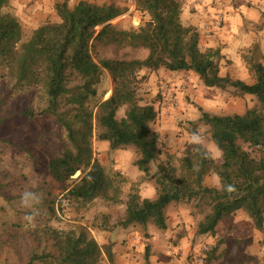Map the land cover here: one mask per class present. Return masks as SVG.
<instances>
[{
  "label": "trees",
  "instance_id": "trees-1",
  "mask_svg": "<svg viewBox=\"0 0 264 264\" xmlns=\"http://www.w3.org/2000/svg\"><path fill=\"white\" fill-rule=\"evenodd\" d=\"M134 3L140 23L118 28L112 19L124 10L113 1L79 0L72 6L66 0L56 2L58 19L45 18L22 41L20 23L3 11L8 0H0V81L8 85L0 95V105L12 94L32 93L31 103L13 114L28 123L24 135L15 142L0 139V245L18 257L27 246L18 262L6 260L4 264H98L104 255L111 259L110 246L98 244L89 226L47 223L49 214L60 220L56 210L63 212L70 203L84 207L96 198L124 205L118 221L123 227L149 224L165 229L166 206L191 203L201 214L195 235L214 236L220 221L243 210L264 237V64L252 48L242 57L253 81L221 75L219 48H200L197 27L182 21L181 0ZM98 45H108L117 54L125 49L145 54H116L96 61L92 51ZM160 68L191 71L204 86L250 94L257 105L224 114L199 108L198 121L208 127L211 141L223 150L222 157L202 159L186 143L178 163L168 154L150 174L154 197H141L132 188L122 198L123 177L105 171L94 156L92 143L106 141L110 150L133 146L134 165L150 173V164L161 154L158 133L152 128L158 109L155 98L142 97L139 90L147 73ZM105 74L111 83L107 96L97 87ZM122 106L125 109L118 118ZM27 161L31 172H43L65 183L58 197H43L38 207H46L47 213L40 211L32 222L24 218L31 210L21 206V194L29 190L42 193L44 188L23 189L21 182L31 176L27 172L10 175ZM211 173L222 177L225 184H234L237 191L228 194L217 185L206 184L204 176ZM4 187L9 188V195ZM183 235L178 233L177 238ZM204 256L212 258L214 252L206 251Z\"/></svg>",
  "mask_w": 264,
  "mask_h": 264
},
{
  "label": "rangeland",
  "instance_id": "rangeland-1",
  "mask_svg": "<svg viewBox=\"0 0 264 264\" xmlns=\"http://www.w3.org/2000/svg\"><path fill=\"white\" fill-rule=\"evenodd\" d=\"M26 2L27 0H8L6 7H3L4 12L11 13L20 23L22 41L30 34L32 27L42 21V14H36L31 18L34 21L30 22L29 18H24L26 20L22 18L23 12H26L24 11ZM127 3L118 1V5H122L120 7L125 9L123 13L112 19L118 28L133 27L141 21V14L138 11L126 12L129 5ZM216 3L220 7L215 6L213 15L196 24L198 29H201L199 46L201 49L219 48L221 75L228 74L233 78L251 82L253 76L248 71V64L242 55L253 48L257 52V60L264 64V0H218ZM54 15L49 13L47 18L55 20ZM230 15L232 20L229 21ZM125 52L128 55H124ZM116 54L108 45H98L96 50L92 51L96 61ZM144 54V51L131 52L125 49L117 56L142 57ZM7 87L6 82L0 81V95L7 90ZM97 87L99 91H105V96L109 94L111 83L108 74L103 76ZM139 93L145 98L154 97V105L158 109V118L152 124V128L158 133L161 154L150 164V173L144 174L134 165L136 154L133 146L110 150L106 141L93 140L92 143L94 156L105 171L109 175L117 173L123 177L120 184L122 198L132 188L141 197L153 193L155 196L154 181L150 174L155 170L156 164L164 160L168 154L172 162L178 163V158L184 152L188 133L201 131L211 141L208 127L198 121L199 108L210 113L224 114L243 112L246 108L257 105L255 98L250 94L236 95L229 88L222 90L206 87L191 71H168L163 68L147 73V79L141 85ZM10 96L4 105H0V118H2L0 139L15 142L24 135L28 123L21 119V115L13 116V114L20 113L31 103L32 93L26 91ZM124 109L123 106L118 109L116 113L118 118L123 115ZM19 171L31 175L28 182H21L23 189L42 186L43 197L46 198L58 197L65 186V183H59L43 172L37 171L36 174L31 172L29 161L21 170H11L10 175H18ZM204 182L208 185H216V176L213 173L207 174L204 176ZM5 189L8 192L9 188ZM15 190L21 191L18 187ZM40 211L45 214L47 208L44 207ZM123 212V204L105 198H96L84 207L70 203L65 206L63 212L56 210L60 220L49 214L47 223L59 227L80 223L89 226L88 231L98 244L109 245L112 249L117 242L118 247L113 255V261L104 255L98 264H109V262L110 264H151L148 260L146 263L144 257L146 246L148 256H157L158 260L163 257L169 264H264L263 234L254 228L243 210H237L230 217L220 221L215 236L194 234L201 214L191 203H169L164 210L167 225L165 229H158L149 224L145 228L139 224L126 227L118 225ZM178 233H183L186 237L179 241L177 249H173V239ZM111 235L115 239L112 242ZM24 249L20 251L22 252L20 257L25 255ZM206 251L214 252V256L205 258ZM118 255H122L124 259L118 258L115 262L114 258L119 257ZM20 257L0 245V264H4L6 260L8 263H16Z\"/></svg>",
  "mask_w": 264,
  "mask_h": 264
},
{
  "label": "crops",
  "instance_id": "crops-1",
  "mask_svg": "<svg viewBox=\"0 0 264 264\" xmlns=\"http://www.w3.org/2000/svg\"><path fill=\"white\" fill-rule=\"evenodd\" d=\"M61 1H63V0H27L26 6H25L26 9L24 10L26 12H23V17L22 18L23 19L24 18H26V19L29 18V22H30V21H34V19H31V18H33V16H35L36 14H42V21H43L45 18H47V15L49 13H52V14L54 13L55 14L54 4L56 2H61ZM66 1H67V4L69 6H72L73 4H75L79 0H66ZM86 1L95 2V3H98V4H100L102 2H106V1L115 2V0H86ZM118 1H120V0H117V2H115L116 5H118ZM121 1L124 4L127 3V2L129 3L128 8L126 9L127 13L131 12L132 10H135L134 9L135 8L134 0H121ZM217 1L218 0H182L181 18H182L183 22L187 23V24H192L194 26H196V24H198V23H201L203 19L205 20V19H207V17L213 15V10L215 9L216 5H218L220 7V5L216 3ZM27 6H30L31 8H28ZM118 6L120 7L122 5H118ZM120 8L122 10H125L122 7H120ZM210 12L212 13L211 15L208 14ZM231 16L232 15H230L229 18H228L229 21L232 20ZM26 19H24V20H26ZM54 19L57 20L58 17L56 15H54ZM39 23L40 22L36 23L32 27V29L35 28ZM197 29H198V27H197ZM200 30L198 29L199 36H200V33H201ZM144 197L152 198V197H154V193L152 195H145ZM215 235H216V233H215ZM128 236H131V235L128 234ZM185 237H186V235H183V236H181L179 238H177V236H176L173 239V249H177L179 247V241H182ZM110 240H111V242L115 240L112 237V235L110 237ZM117 247H118V244L116 242V243H114V246L112 247V249H110L111 250V254H112V257H111L112 261H113V259H112L113 255H115V251H116ZM118 253H116V254H118ZM147 254H148V251H147ZM118 256L119 257H117V258L115 257L114 258L115 262L117 261L118 258L124 259V257H121L122 255L121 256L118 255ZM145 260H146V263H147V260H148V261H150L151 264H169L168 262H166L164 260L163 257L160 260H158V257L154 256V255H149V256L147 255ZM109 264H110V262H109Z\"/></svg>",
  "mask_w": 264,
  "mask_h": 264
},
{
  "label": "clouds",
  "instance_id": "clouds-1",
  "mask_svg": "<svg viewBox=\"0 0 264 264\" xmlns=\"http://www.w3.org/2000/svg\"><path fill=\"white\" fill-rule=\"evenodd\" d=\"M187 143L193 146L194 151L198 152L202 159L216 158L220 159L223 155V150L218 144L209 141L208 137L201 131H192L188 133ZM194 171H199L198 167H194ZM216 185L218 188L228 194L237 191L234 184H225L223 178L216 175ZM43 200V193L37 191H25L21 194L20 204L22 207L30 209L31 212L24 218L28 222L34 221L39 215L40 208L38 207Z\"/></svg>",
  "mask_w": 264,
  "mask_h": 264
}]
</instances>
